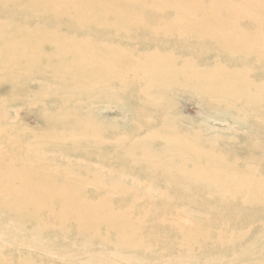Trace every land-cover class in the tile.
<instances>
[{
	"label": "bare ground",
	"instance_id": "1",
	"mask_svg": "<svg viewBox=\"0 0 264 264\" xmlns=\"http://www.w3.org/2000/svg\"><path fill=\"white\" fill-rule=\"evenodd\" d=\"M108 1L110 3L100 0H93L91 3L87 0H48V4L43 5L42 0H34V9L43 17L57 21L56 25L59 28L25 29L14 25L9 27L0 25V59L7 63V66L16 67L25 61L29 64L27 67L29 71L40 64L44 69L58 72L54 75L55 83L49 84V88L28 89L34 91L29 93L33 96L30 102L34 101L36 92L45 95L60 89L63 93L61 102H64L74 92H88L101 79L123 87H131L137 79H141L143 82L137 89L141 94L140 104L145 106L155 103L161 111L158 118L162 128L146 136L157 135L166 139L170 156L173 160L176 159V164L165 161L166 157L158 151L153 149L147 151L142 144L144 138L123 150V157L127 161L123 164L136 162L143 164L148 167L149 172L153 171L169 182L172 179L177 180L180 172L189 173L193 180L201 183L200 187L194 186L192 191H181L182 189L176 191L182 196H192V202L201 206L204 214H207L206 209L209 206L220 204V196L224 197L225 192L231 195L243 194L251 202H256L257 198L264 199V143L257 139L251 140L244 146L242 155L225 161V158L220 157L215 150L206 151L201 145L176 133L175 122L169 117L172 102L165 94L166 88L171 85L189 87L194 89L199 97L203 96L201 98L206 100L207 104L221 102V94H231L233 98L244 102L245 114L249 117L248 133L257 138L258 132L261 131V134L264 132L262 92L264 81L250 84L249 80L235 71L236 68L226 69L215 62L196 64L186 60L177 64L172 53H161L158 46L162 43L169 45L168 43L175 41L164 38L169 34H173L182 42L191 39L189 28L195 27L197 30L195 43L204 50L202 58L224 55L236 64L245 59L264 65V0H241L249 8L246 15L241 14L227 0H210L208 4H205V0H157L175 10L173 17L163 23L154 17L145 20L137 13L119 9L128 0ZM26 2L27 0H0V9ZM68 4L73 9L71 13H65L67 10L65 6ZM87 22L93 23L99 35L71 37L62 29L65 25L79 27ZM241 23H247L252 29L242 28ZM1 39L6 43H2ZM143 40L146 44L138 42H144ZM125 43L147 45L152 49L146 55L139 54L134 60L127 55L130 54L129 50L132 47L126 46ZM181 44L182 46L178 47L171 46L179 49L187 47ZM126 73L135 76L127 77ZM214 82L219 85L212 87L211 83ZM24 87L27 88V82ZM93 112H82L78 109L73 113H62L58 120L62 124L71 125L70 133L74 140L83 141L93 133L101 138L103 130L111 128V123L100 121L97 118L98 114L95 115ZM117 137L121 139L123 134L118 133ZM52 138L61 139V136L47 135V139ZM257 151L259 155L255 154ZM203 156L211 162L205 170L200 166ZM30 166L20 161L12 166H6L5 159L0 158V237L7 235L17 240L20 237H13V234L19 224L22 226L32 216L44 221L38 224L36 232L40 234L49 228L45 222L50 219L52 221L50 227L53 230H47V234L62 231L73 217L77 219V223L72 226L77 234L83 237V243L88 245L90 239L100 241V237H97L100 228H103L104 232L111 233L114 237L113 251L118 255L126 248L141 244L136 235L146 226L143 217L148 214H159L167 207L157 206L158 203L151 199L149 189H136L130 186V183L124 184L119 172L93 174L98 184L108 186L109 190L118 191L119 196L111 199L108 197L89 199L83 196L80 188L70 185L62 174L43 176ZM208 187L214 188L219 196L210 201L205 200L204 194ZM177 188L181 187L177 185ZM138 193L144 198L142 202L134 198ZM48 211L51 212L49 218L45 215ZM219 211L222 214L225 210L218 209L212 213L218 214ZM40 214L42 216H38ZM212 217L202 223L193 221V228L186 232L180 230L177 222L170 226L176 236H181V240L189 246H197L200 244L198 242L202 243L205 224L214 222ZM157 220L159 222V218ZM31 231L30 229L23 235ZM91 231L92 235L89 233ZM167 232L164 244L166 248L173 244L169 238L171 229L169 228ZM222 232L219 233L221 242H229L233 234L230 236L227 232ZM102 240L105 238L102 237ZM20 241L33 242L28 235L22 240L20 238ZM114 253H109L108 260L115 259ZM20 256L21 254L14 256L16 261L15 259L6 261L0 256V264L35 263ZM125 256L129 262L128 255ZM98 258L99 255L90 259L97 263L104 262ZM85 263L90 264L88 261L83 264ZM259 264H264V257L259 260Z\"/></svg>",
	"mask_w": 264,
	"mask_h": 264
},
{
	"label": "rangeland",
	"instance_id": "2",
	"mask_svg": "<svg viewBox=\"0 0 264 264\" xmlns=\"http://www.w3.org/2000/svg\"><path fill=\"white\" fill-rule=\"evenodd\" d=\"M42 1L43 5L48 4V0ZM92 1L87 0L88 3ZM227 1L241 14L249 13L248 6L241 0ZM33 2L34 0H27L22 5L0 9V25L7 27L14 25L25 29L59 28L56 25L57 21L45 18L35 10ZM208 3L210 0H205V4ZM65 8L67 9L65 13L73 12L69 4ZM119 9L137 13L145 20L154 17L162 23L175 14L174 8L157 0H128ZM240 26L246 30L252 29L247 23H241ZM162 27L165 29L164 25ZM62 29L71 37L99 35L93 23L89 22L79 27L65 25ZM189 29L191 39L182 42L173 34H169L164 38L175 41L168 43L169 45L159 44V51L172 53L177 64L186 60L196 64L215 62L226 69L236 68L235 71L249 80L250 84L264 81V65L257 61L249 62L244 59L236 64L224 55L202 58L204 50L195 43L197 30L195 27ZM130 36L137 41L134 36ZM1 42L6 43L3 39ZM138 42L146 44L145 41ZM181 43L187 47L179 49L171 46H182ZM125 45L132 47L129 50L130 54L126 53L134 60L139 54L146 55L152 49L137 43ZM28 66L29 64L24 61L16 67H9L0 59V158L5 159V165L12 166L20 161L30 164L31 169L39 171L43 176L60 173L70 185L80 188L83 196L89 199L96 197L111 199L119 196L118 191L109 190L108 186L98 184L93 175L100 172H119L124 184L130 183V186L136 189H149L151 199L158 203L157 206L167 207L159 214H148L143 217L146 226L136 235L141 244L126 248L118 255L113 251L114 237L111 233L104 232L103 228H100L97 237H100V241L90 239L87 245L83 243V237L74 230L73 226L77 219L71 217L62 231L47 234V230H53L50 227L52 226L50 219L45 222L49 228L40 234L36 231L38 224L43 220L32 216L22 226L19 224L13 237L18 236L22 240L28 235L33 242H21L20 238L13 240L3 235L0 237L1 257L6 261L12 259L16 261L14 256L21 254L20 257L33 263L35 261L36 264H83L87 261L90 264H259V260L264 257V199L257 198L256 202H251L243 194L231 195L225 192L224 197L220 196V204L209 206L206 209L207 214H204L201 206L192 202V196H182L177 192L178 189L192 191L194 186L200 187L201 183L193 180L189 173L180 172L177 180L172 179L169 182L155 172L152 171L153 174L149 172L148 167L143 164L137 162L123 164L127 162L123 157V150L141 138L145 139L142 144L147 151L151 149L158 151L166 157L165 161L176 164V159L173 160L170 156L166 139L157 135L146 136L160 130L162 125L158 118L161 111L155 103L145 106L140 104L141 94L137 89L143 80L137 79L131 87H123L101 79L88 92H74L64 102H61L63 93L60 89L45 95L36 92L33 94L34 101L30 102L33 96L29 93L34 91L28 89L49 88V84L55 83L54 75L58 72L44 69L40 64L29 71ZM126 76L135 75L126 73ZM25 82L27 88L24 87ZM217 85L219 84L216 82L211 83L212 87ZM262 92L264 93V90ZM165 94L172 102L169 117L175 122L176 133L201 145L206 151L215 150L220 157L225 158V161L242 155L244 146L251 140L257 139L264 143V132L263 134L261 131L258 132L257 138L248 133L249 117L245 114L244 102L233 98L231 94H221V102L215 104H207L206 100L201 98L203 96L199 97L196 91L189 87L171 85L166 88ZM78 109L82 112L94 111L100 121L110 122L111 128L104 129L101 138L93 133L83 141L74 140L70 133L71 125L62 124L58 118L62 113L69 114ZM118 133L123 134L121 139L117 137ZM49 134L59 135L61 139H47ZM255 154L259 155V151ZM201 162L202 170L211 164L205 156ZM153 177L155 179L152 180ZM175 183L181 188H177ZM217 196L219 195L216 190L211 187H208L204 194L207 201ZM134 198L139 202L144 200L140 193ZM218 209L225 211L222 214L220 211L218 214L212 213ZM45 215L51 216V212H45ZM210 216L217 217H212L213 223L205 224L202 243L198 242L200 244L197 246H189L181 240V236H176L170 226L177 222L180 230L186 232L193 228L195 221L206 222ZM46 218L43 219L47 221ZM169 228L171 229L169 238L173 244L170 243L171 246L166 248L164 244ZM30 229L32 230L30 233L23 235ZM222 231L230 236L233 234L229 242H221L219 233ZM89 233L93 234L92 231ZM96 234L97 232L94 233ZM102 237L105 238L104 241ZM109 253H114L115 259L111 257L113 259L108 260ZM98 255V259L104 262L97 263L90 259L93 256L97 258ZM125 255H128L129 262L124 258Z\"/></svg>",
	"mask_w": 264,
	"mask_h": 264
}]
</instances>
